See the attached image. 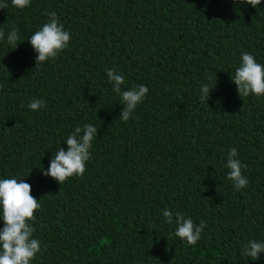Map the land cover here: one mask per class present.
<instances>
[{
	"label": "trees",
	"instance_id": "obj_1",
	"mask_svg": "<svg viewBox=\"0 0 264 264\" xmlns=\"http://www.w3.org/2000/svg\"><path fill=\"white\" fill-rule=\"evenodd\" d=\"M0 9V179L31 185L41 253L31 264H264L245 257L264 242V95H238L230 77L242 52L264 65V0H31ZM56 12L68 47L36 68L26 39ZM15 27L14 46L7 35ZM122 90L148 87L127 122ZM213 87L199 99L200 87ZM32 97L46 106L27 108ZM98 128L82 176H44L76 126ZM249 181L237 191L231 148ZM206 227L194 246L162 209ZM3 221L0 220V228Z\"/></svg>",
	"mask_w": 264,
	"mask_h": 264
},
{
	"label": "clouds",
	"instance_id": "obj_2",
	"mask_svg": "<svg viewBox=\"0 0 264 264\" xmlns=\"http://www.w3.org/2000/svg\"><path fill=\"white\" fill-rule=\"evenodd\" d=\"M242 3L256 8L261 0H242ZM11 4L23 9L30 6L31 0H11ZM7 7V2L0 0V9ZM45 15L48 17L47 22L26 38L37 54L35 69L58 57L71 40L70 32L65 30L56 12H46ZM4 37V31L0 30V40ZM19 40V33L13 27L7 35V43L15 49ZM106 75L109 83L113 85V91L120 97L119 102L123 105L119 119L127 122L138 104L146 97L148 87L139 84L122 90L121 85L125 82L122 74L113 68L106 70ZM230 79L235 84L239 97L264 95V65L257 63L255 57L248 52H242L239 66L235 68ZM211 88L213 87H209L207 83L201 85L199 97L201 101L206 103ZM45 106V101L36 97H32L27 104V108L32 111H38ZM97 134L98 128L95 125L76 126L64 142L67 151L57 147L47 170L40 167L42 174L55 179L59 184L70 177L82 176L86 172V162L91 158L92 141L97 138ZM237 156V149L231 148L224 166L228 169L226 178L232 181L237 191H240L248 186L249 181L242 172L246 165L242 164ZM30 193L31 185L24 179H0V220L3 221V227L0 228V264H31L36 255L42 252L40 240L33 237L35 229L31 224L35 220L34 213L41 204ZM162 215L167 224H175V237L188 246L198 243L206 227L205 222L201 221L197 225L183 213H173L169 208L162 209ZM261 253H264V242L249 240L243 246L242 254L252 260H256Z\"/></svg>",
	"mask_w": 264,
	"mask_h": 264
}]
</instances>
